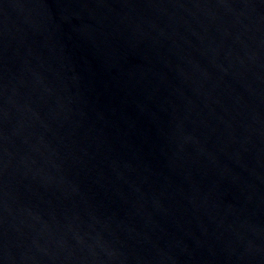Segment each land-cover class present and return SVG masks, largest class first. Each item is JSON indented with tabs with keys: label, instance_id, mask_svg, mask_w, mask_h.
<instances>
[{
	"label": "water",
	"instance_id": "obj_1",
	"mask_svg": "<svg viewBox=\"0 0 264 264\" xmlns=\"http://www.w3.org/2000/svg\"><path fill=\"white\" fill-rule=\"evenodd\" d=\"M0 264H264V0H128L0 124Z\"/></svg>",
	"mask_w": 264,
	"mask_h": 264
}]
</instances>
